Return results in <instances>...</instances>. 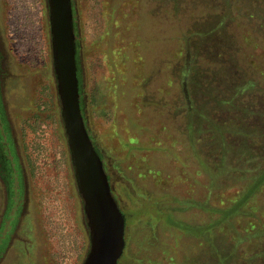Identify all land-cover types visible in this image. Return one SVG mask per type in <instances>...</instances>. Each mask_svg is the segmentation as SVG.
Instances as JSON below:
<instances>
[{
	"label": "rangeland",
	"instance_id": "obj_1",
	"mask_svg": "<svg viewBox=\"0 0 264 264\" xmlns=\"http://www.w3.org/2000/svg\"><path fill=\"white\" fill-rule=\"evenodd\" d=\"M70 2L85 126L125 217L118 264H215L209 236L169 218L208 223L207 206L228 204L264 162V0ZM186 34L196 51L188 86L202 113L193 112L199 139L189 135L180 90ZM211 88L219 102H206ZM226 120L228 131L250 135L222 133L217 123ZM0 136L18 166L11 199L0 185V264H80L88 236L46 0H0ZM195 146L211 165L202 167ZM246 208L216 230L223 264H243L263 242L245 238L233 249L235 231L247 237L264 220V185Z\"/></svg>",
	"mask_w": 264,
	"mask_h": 264
},
{
	"label": "water",
	"instance_id": "obj_2",
	"mask_svg": "<svg viewBox=\"0 0 264 264\" xmlns=\"http://www.w3.org/2000/svg\"><path fill=\"white\" fill-rule=\"evenodd\" d=\"M47 5L60 117L88 236V248L80 264H118L125 247V217L79 109L71 2L47 0Z\"/></svg>",
	"mask_w": 264,
	"mask_h": 264
},
{
	"label": "trees",
	"instance_id": "obj_3",
	"mask_svg": "<svg viewBox=\"0 0 264 264\" xmlns=\"http://www.w3.org/2000/svg\"><path fill=\"white\" fill-rule=\"evenodd\" d=\"M181 40L183 41V49H184V69L182 70L183 78L180 85V90L183 94L185 106L187 110V121H188V132L190 137L194 139H199V135H196V132L201 131L199 128L196 127L197 121H195V118L193 117L194 111H199V115L202 117L201 110L196 109L194 105V98H192L190 88L188 86V77H190L191 70H192V61L196 59V51H194L193 43L191 45L190 36L189 34L183 35L181 37ZM220 101L219 97L216 96L215 91L212 90V88L207 92V99L208 101ZM212 124V121H210ZM219 123V122H218ZM217 123L219 130L225 132L229 135H239V132H241L238 128H235L233 130H229V123L228 121H221L219 124ZM231 128V127H230ZM242 134L244 136L250 135L248 131H242ZM261 136L264 137V128L262 131H260ZM197 141V140H196ZM195 143V142H194ZM194 150L196 155L199 154L198 158H200V164L202 167L206 168L208 164L211 165V163L206 162L205 158L198 152L197 146H195ZM225 150L224 147H221V149L218 151L219 159L218 161H215V164L218 165L222 162V156L223 151ZM202 156V157H200ZM207 163V165H206ZM248 172V170L242 171L241 174L244 176V173ZM250 173V172H249ZM244 185L241 189L236 191L237 196L232 199L228 204L221 206L218 204H213L207 206V211L212 218L208 223H205L204 225H190L185 224L180 221L171 220L169 218V222L175 226H177L180 230L184 231L186 234H195L199 235L200 237L203 236H209L208 241V251L210 252L211 256L214 257L215 264H223V257L220 256V249L218 247V243L216 242V230H222L225 225L227 227H231V220L233 217H238L241 215L246 214L248 212V209L246 208V205L248 204L249 200L261 189V187L264 185V162L259 167L256 173H250L247 175V178L243 179ZM213 186V184H211ZM237 230V229H235ZM240 231H235L234 235V242H233V249L238 248V244L244 241L245 238H257L262 239V243H257L256 246L253 247V250L250 252L251 254L247 257L246 260H244L243 264H263L264 263V220L258 219L257 220V227L256 229L250 234L247 235V237H243L245 234H240ZM255 257V258H254Z\"/></svg>",
	"mask_w": 264,
	"mask_h": 264
},
{
	"label": "flooded vegetation",
	"instance_id": "obj_4",
	"mask_svg": "<svg viewBox=\"0 0 264 264\" xmlns=\"http://www.w3.org/2000/svg\"><path fill=\"white\" fill-rule=\"evenodd\" d=\"M47 3V0H46ZM47 9H48V15H49V7L47 5ZM78 74H77V82H78ZM78 93H79V82H78ZM79 109L81 112V116L83 118V123L85 126V120L83 117V113H82V105H81V101H79ZM62 121V120H61ZM63 125V124H62ZM86 129V126H85ZM64 131V129H63ZM87 131V129H86ZM88 134V131H87ZM89 138L90 135L88 134ZM64 137H65V141H66V136L64 133ZM91 140V139H90ZM7 141H4L2 139V137L0 136V185L3 188V190L5 191V198H7L8 196L10 197L9 199H11V195H9L10 189H11V184L14 181L13 177L15 178V171L18 172V166L15 168V165L13 166V163L16 161V155L14 153L13 148L11 150L7 149ZM67 144V143H66ZM9 155H11L12 157L10 158ZM20 178V176H19ZM108 179V176H107ZM109 182V180H108ZM110 185V183H109ZM110 188L112 190V187L110 185ZM7 201V199H6ZM7 204H9L8 202H6Z\"/></svg>",
	"mask_w": 264,
	"mask_h": 264
}]
</instances>
